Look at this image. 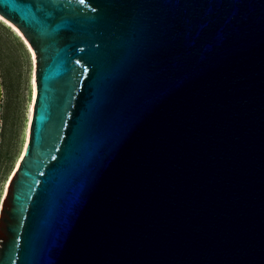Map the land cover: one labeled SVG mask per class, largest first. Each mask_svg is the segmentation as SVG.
Instances as JSON below:
<instances>
[{
  "label": "water",
  "instance_id": "1",
  "mask_svg": "<svg viewBox=\"0 0 264 264\" xmlns=\"http://www.w3.org/2000/svg\"><path fill=\"white\" fill-rule=\"evenodd\" d=\"M0 13L37 87L0 264H264V0Z\"/></svg>",
  "mask_w": 264,
  "mask_h": 264
},
{
  "label": "rangeland",
  "instance_id": "2",
  "mask_svg": "<svg viewBox=\"0 0 264 264\" xmlns=\"http://www.w3.org/2000/svg\"><path fill=\"white\" fill-rule=\"evenodd\" d=\"M32 61L20 38L0 20V75L3 87L0 124V194L19 155Z\"/></svg>",
  "mask_w": 264,
  "mask_h": 264
},
{
  "label": "bare ground",
  "instance_id": "3",
  "mask_svg": "<svg viewBox=\"0 0 264 264\" xmlns=\"http://www.w3.org/2000/svg\"><path fill=\"white\" fill-rule=\"evenodd\" d=\"M0 20L7 26H9L14 33L20 38V40L23 42L24 47L29 53L30 59L32 61V68H31V74H30V98L27 104V117L25 119V125L23 129V140H22V146L19 152V155L14 163V166L7 176L2 192L0 194V215L1 211L4 205V201L9 189V186L11 184V181L15 175V172L17 171L24 154L26 152L29 139H30V132H31V125H32V119H33V112H34V106H35V100H36V94H37V87H36V53L34 51V48L32 44L29 42V40L26 38V36L23 34L21 29L17 27L14 23H12L9 19H7L4 15L0 13ZM3 95V87L1 83V75H0V105H1V97ZM0 124H1V112H0Z\"/></svg>",
  "mask_w": 264,
  "mask_h": 264
}]
</instances>
